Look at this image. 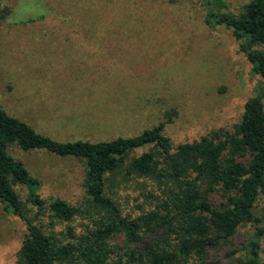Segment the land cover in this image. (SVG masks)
Returning a JSON list of instances; mask_svg holds the SVG:
<instances>
[{"label":"rangeland","instance_id":"374dc122","mask_svg":"<svg viewBox=\"0 0 264 264\" xmlns=\"http://www.w3.org/2000/svg\"><path fill=\"white\" fill-rule=\"evenodd\" d=\"M250 1L223 0L232 14ZM205 11L202 0H0V109L59 142L133 137L163 123L174 148L232 131L244 103L264 95V78L230 30L206 26ZM90 45L108 47L104 66L90 64ZM8 152L39 181L33 192L81 201L83 162L15 146ZM14 188L25 201L29 188ZM155 188L148 179L129 180L114 199L124 214L138 215L153 208L146 195ZM257 205L263 216V197ZM24 235L23 223L0 204V264H14ZM226 252L213 250L212 260L229 264ZM260 256L264 261V235Z\"/></svg>","mask_w":264,"mask_h":264},{"label":"trees","instance_id":"16d2710c","mask_svg":"<svg viewBox=\"0 0 264 264\" xmlns=\"http://www.w3.org/2000/svg\"><path fill=\"white\" fill-rule=\"evenodd\" d=\"M202 1L206 26L230 30L252 72L264 78V50L254 48L264 47V0H251L238 14L226 11L223 0ZM263 99L258 94L244 103L232 131L214 130L174 148L163 123L133 137L59 142L0 109V204L25 229L14 264H219L212 251L220 247L229 264H264V211L255 213L264 198ZM9 146L83 162L81 201L33 192L39 181ZM136 179H148L158 194L146 195L153 208L124 214L114 194ZM17 184L30 190L25 201ZM243 229L250 232L239 240Z\"/></svg>","mask_w":264,"mask_h":264},{"label":"crops","instance_id":"0c3cea01","mask_svg":"<svg viewBox=\"0 0 264 264\" xmlns=\"http://www.w3.org/2000/svg\"><path fill=\"white\" fill-rule=\"evenodd\" d=\"M86 52L89 56L90 59H92V62L90 64H94V68L98 65V64H102L101 66H104V62H99V59H101L103 56L101 55V53H105L106 51V56H107V61L106 63L109 61V55H108V47L106 46H101V45H90V46H85ZM89 59V60H90Z\"/></svg>","mask_w":264,"mask_h":264}]
</instances>
